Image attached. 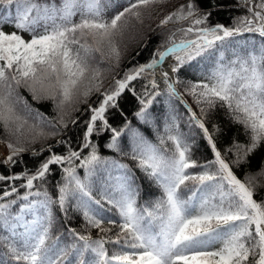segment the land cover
<instances>
[{
	"label": "snow or ice",
	"instance_id": "6c2138e0",
	"mask_svg": "<svg viewBox=\"0 0 264 264\" xmlns=\"http://www.w3.org/2000/svg\"><path fill=\"white\" fill-rule=\"evenodd\" d=\"M156 2L128 0V6L106 19L101 0H61L59 7L55 0L51 3L0 0V7L6 11L14 6V15L11 12L0 15V128L15 139V143L11 139L6 142L10 154L2 163L16 162L14 157L25 151L19 146L23 141L35 143L38 138L46 139L55 134L21 115L17 105L23 98L19 97L18 89L26 88L37 101L51 99L59 114V124L67 127L63 114L78 110L75 105L81 99L87 103L93 91H100L101 70L93 65L95 57L92 54L100 53L103 57L107 47L108 58L118 63L121 56L116 40L118 22L129 13L139 17L140 12L135 9ZM245 2L251 3V0ZM255 7L258 11L250 7L251 16L240 18L235 27L229 28L221 24L209 25L211 12L199 14L196 0H189L187 5L161 21L167 24L174 18L175 22H181L195 17L187 28L177 30L183 34L179 41L174 32L169 37L170 46L163 51L157 50L150 63L125 73L123 79L116 81L114 90L102 93L98 106H89L91 115L85 122L81 146V151L90 150L88 155L81 157L80 151L69 148L67 155H50L33 173L0 175V182L22 180L24 183L19 187L26 189L21 195L13 183L0 194V248L5 249L0 253V264H60L65 257L73 259L65 260L64 264H264V201L254 199V181L264 177V168L240 179L195 113L191 119L202 130L215 155L211 162L214 170L204 165L200 166L203 170L199 173L189 172L198 167L191 159L190 147L181 135L173 134L167 127L166 139L171 141V149H163L138 133H132L131 151L121 154L135 161L136 167L162 191L159 199L142 208L137 206L138 193L133 187L132 169L115 160H103L91 141L94 132L99 134L101 130L110 129L112 138L107 147L121 152L118 140L123 129L111 127L106 112L117 107V97L129 83L148 69L162 65L168 57L176 61L170 67L177 73L191 61L207 55L213 67L204 81L190 84L187 91L198 105L214 107L219 103L236 123L243 125L249 134V143L235 146V163L239 164L264 143V0H259ZM77 15L79 21L74 22ZM5 23L16 31L5 32ZM24 32L31 37L29 40L19 34ZM242 32L256 33L261 40L259 43L246 42L242 51H233L226 59L230 38ZM163 75L168 94L178 95L174 83L169 82L168 73ZM152 87H156L154 80ZM140 104L142 107L135 115L140 121L148 122L151 100L141 99ZM204 111L201 107L202 114ZM38 116L44 123L42 114ZM47 124L52 128L57 126L50 121ZM165 142L161 137L160 144ZM77 160L79 167L86 171L83 180L76 173ZM101 164L118 174L109 173L114 183L104 189L101 199H97L90 177ZM51 165H61L63 172L56 200L46 189L41 191L34 185V181H43L50 174ZM188 182H192L191 187ZM102 200L117 209L119 222L104 218L99 210L103 208ZM72 202L87 228L106 233L111 229L102 225H115L119 229L115 237L92 240L90 234L70 230L74 241L71 245L48 246L52 206L58 205L67 215ZM107 243L115 246L111 254L105 247ZM86 254H89L87 260Z\"/></svg>",
	"mask_w": 264,
	"mask_h": 264
},
{
	"label": "trees",
	"instance_id": "16d2710c",
	"mask_svg": "<svg viewBox=\"0 0 264 264\" xmlns=\"http://www.w3.org/2000/svg\"><path fill=\"white\" fill-rule=\"evenodd\" d=\"M188 2L189 0H157L156 3L135 9L134 11L140 12L139 17L129 13L118 22L119 33L116 40L121 52L119 62L116 63L114 59L110 60L108 58L109 51L107 47L103 50V57H101L100 53L92 54L95 57L92 60L93 65L98 66L101 70L102 84L100 91H93L88 97L87 103L81 99V102L75 105L78 110H68L63 114L67 127H62L59 124V114L51 99L34 100L32 94L26 88L20 87L18 95L23 99L18 103L17 108L21 115L27 116L30 123L41 124L46 132L55 134L49 135L46 139L38 138L35 143L23 141L19 146H22L25 151L14 157L16 161L14 164H4L0 161V175L22 174L25 171L33 173L40 163L50 155L53 153L67 155L69 148L74 151H80L81 157L88 155L90 150L83 149L81 151V146L86 129L85 122L91 115L89 106H98L103 98L102 93L114 90L116 81L123 79L125 73L131 72L141 65L148 64L157 50L163 51L170 46L169 37L174 32L176 33L175 39L177 42L179 41L183 34L177 30L187 28L191 23V19L195 17L181 22H175L174 18L173 21H169L167 24H161V21L169 14L176 12L182 5H187ZM258 2L259 0H254V8H256L255 5ZM196 3L199 6V14L211 12V16L208 18L209 25L221 24L231 28L239 23L240 18L251 16L248 11L251 6L245 0H196ZM126 6H128V0L117 2L113 7L104 10V17L111 19ZM4 13H6V10L0 7V15ZM79 18L78 16L73 19L74 22H78ZM260 40L261 38L252 32L230 38L229 43L226 45V59L231 57L233 51H242L246 42L256 41L259 43ZM212 67L213 62L207 55L198 57L196 60L186 64L179 72L174 73L175 81L177 79L180 81L176 83L180 91L190 101L200 119L209 129L217 148L232 168L234 174L243 180L246 175H255L260 169L264 168V143H261L252 153L244 157L239 164H236L237 149L235 146L249 143V134L246 133L243 125L236 123L228 114V110L221 107L219 103L214 107L206 104L198 105L193 96L187 91L190 84L204 81L206 74ZM153 80L154 75L150 70L141 73L139 77L130 82L128 88L117 98V107L109 108L106 112V117L111 127L123 129V134L118 140L121 152H116L107 147L112 138L110 129L101 130L99 134L94 132L91 137L92 143L97 147L98 155L103 160L108 162L115 160L127 164L132 169L134 175L133 187L138 193L137 206L141 208L159 199L162 196V191L136 167L135 161L131 160L128 155L121 154L131 151L133 132L138 133L140 137L154 145L163 149H171L173 147L172 143L166 139L168 133L165 129L167 127L173 134L178 133L181 135L190 147L191 159L196 162L198 167L189 169V172L199 173L203 170L200 166L204 165H208L211 170H214L215 167L211 164L215 159L211 146L202 131L192 122L187 109L174 96H170L168 92H158L157 87L153 88ZM141 99L145 101L151 100L147 110L148 122L140 121L135 115L142 107L140 104ZM24 101H27V104ZM201 107L205 109L203 114L201 113ZM38 113L42 114L44 123H41ZM73 120L77 122L73 124ZM49 121L57 126L55 128L48 127L47 122ZM125 125H128V127L126 128ZM97 127H100L99 121L97 122ZM161 137H164L166 141L163 145L160 144ZM10 139L15 143V139L7 136L3 129L0 128V141L6 144ZM241 155L243 156L242 152ZM79 164V160L75 161V165H77L76 173L83 180L85 179L86 171L85 168L79 167ZM50 168V174L43 181H34V185H37L41 191L46 189L49 196L56 200L59 195L57 185L63 183L62 166L51 165ZM110 172L113 176L118 174L116 170L101 164L97 167L95 174L90 177L93 195L97 199H101L100 194L104 189L114 183V181L109 179ZM13 183L18 187L19 194H24L26 189L19 187L21 183H24L22 180L0 182V194L6 187L12 186ZM188 184L190 187L192 186V182H188ZM254 184V199L264 201V177H257ZM102 204L103 208L99 210L104 218L119 222L120 217L117 209L106 200H102ZM52 212L53 222L50 238L46 242L50 247L57 244L60 247L71 245L74 241L72 235H70V230H75L81 234H90L92 240H97L101 237L114 238L119 231L118 227L110 224L102 225L103 228L111 229V231L106 233H102L96 228H87L83 216L74 210V202L70 204L67 215L61 212L59 206L55 204L52 206ZM105 247L111 254L115 246L107 243ZM4 251L5 249L0 248V253ZM88 258L89 254H86L85 260ZM72 259L73 257H65L60 261V264H64L65 260L71 261Z\"/></svg>",
	"mask_w": 264,
	"mask_h": 264
},
{
	"label": "bare ground",
	"instance_id": "6f19581e",
	"mask_svg": "<svg viewBox=\"0 0 264 264\" xmlns=\"http://www.w3.org/2000/svg\"><path fill=\"white\" fill-rule=\"evenodd\" d=\"M174 59L172 57L166 58L164 63L160 66H157L153 69L156 76V83L159 86L160 89H167L166 84L164 83V75L163 73H168L169 82L174 83V87L176 88V92L178 93V97L183 99V96L181 95V92L179 91L178 87L176 86L174 80H173V72L171 71V63ZM194 113V112H193ZM197 117V115H196ZM198 118V117H197ZM5 155V147L3 144H0V157H3Z\"/></svg>",
	"mask_w": 264,
	"mask_h": 264
},
{
	"label": "rangeland",
	"instance_id": "374dc122",
	"mask_svg": "<svg viewBox=\"0 0 264 264\" xmlns=\"http://www.w3.org/2000/svg\"><path fill=\"white\" fill-rule=\"evenodd\" d=\"M118 1H121V0H101V5L103 6V8H104V10H105V9H107V8H111V7H113L114 4H115V2H118ZM38 2H39V3H51L52 0H38ZM55 4H56L57 7H59L60 4H61V0H55ZM7 12H11V13L14 15V6H13V8L8 9V10L6 11V13H4L3 15L7 14ZM78 16H79V15H77V16L74 17V18H77ZM74 18H73V19H74ZM3 30H4L5 32H7V33H11V32H13V31H16V29H14V27H12L10 24H7V23H5V24L3 25ZM20 35H22L23 38H24L25 40H29V39L31 38V37L29 36V34L26 33V32H24V33H20ZM174 63H176L175 60H173L171 64H174ZM0 144H3L4 147H5V155H4L3 157H0V160H5V159L7 158V156L9 155V152H8L7 146H6L4 143L0 142Z\"/></svg>",
	"mask_w": 264,
	"mask_h": 264
},
{
	"label": "water",
	"instance_id": "95a60500",
	"mask_svg": "<svg viewBox=\"0 0 264 264\" xmlns=\"http://www.w3.org/2000/svg\"><path fill=\"white\" fill-rule=\"evenodd\" d=\"M251 2L253 3V0H251ZM176 98L180 99V98H179V97H177V96H176ZM180 100H181V99H180ZM181 101H182V100H181ZM183 104H184V105H185V107H186V108L189 110V108H190V107H189V106H188V105H187L185 102H183Z\"/></svg>",
	"mask_w": 264,
	"mask_h": 264
}]
</instances>
